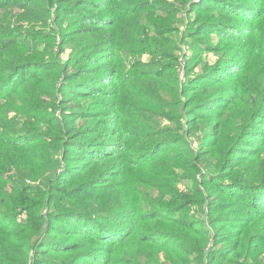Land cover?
Segmentation results:
<instances>
[{
    "label": "trees",
    "instance_id": "16d2710c",
    "mask_svg": "<svg viewBox=\"0 0 264 264\" xmlns=\"http://www.w3.org/2000/svg\"><path fill=\"white\" fill-rule=\"evenodd\" d=\"M0 264H264V0H0Z\"/></svg>",
    "mask_w": 264,
    "mask_h": 264
},
{
    "label": "rangeland",
    "instance_id": "374dc122",
    "mask_svg": "<svg viewBox=\"0 0 264 264\" xmlns=\"http://www.w3.org/2000/svg\"><path fill=\"white\" fill-rule=\"evenodd\" d=\"M199 38V41H201V45L200 46H193V44L191 45V43H189L188 41H184L185 43L182 44L181 46V52H176L175 54L178 55V62H182V66L179 67L178 71H179V75H180V78H182V81H184V77H185V74H186V63L188 65H190V60L187 61L188 58H190L191 56V52L192 50H197L198 52H201V60H202V63H207L206 64V67L205 66H200L199 64H196L190 74V77H196L198 74H200L201 71L207 69V68H211V67H214V65L216 63H218L219 59H220V56L218 54H220L221 52H218V54L215 52L217 49H219L220 47V44H219V41L218 39L216 38V36H208L206 35L205 33L203 34H200L198 36ZM193 47V48H192ZM69 53V49L67 48V50H65L64 52H62L60 54V57L61 59H64L67 54ZM185 55V56H184ZM152 56L150 55H144L143 56V59L148 61L151 59ZM186 57V58H185ZM183 59L184 62L182 61ZM163 61H167L169 62L168 60H163ZM202 67H205L204 69H202ZM183 75V76H182ZM182 83V82H181ZM186 85V84H184ZM190 94V93H189ZM188 94V95H189ZM164 124L165 125H171L172 123L169 122V121H164ZM202 134H204L202 132ZM195 139H197L196 137H194ZM184 184L187 185L188 182L187 181H182V183H180V187L183 188L184 187ZM21 219H24V217H20Z\"/></svg>",
    "mask_w": 264,
    "mask_h": 264
}]
</instances>
